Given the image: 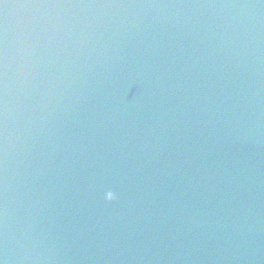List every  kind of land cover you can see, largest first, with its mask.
<instances>
[{"label": "water", "instance_id": "1", "mask_svg": "<svg viewBox=\"0 0 264 264\" xmlns=\"http://www.w3.org/2000/svg\"><path fill=\"white\" fill-rule=\"evenodd\" d=\"M121 263L264 264V0L0 3V264Z\"/></svg>", "mask_w": 264, "mask_h": 264}, {"label": "clouds", "instance_id": "2", "mask_svg": "<svg viewBox=\"0 0 264 264\" xmlns=\"http://www.w3.org/2000/svg\"><path fill=\"white\" fill-rule=\"evenodd\" d=\"M115 198H116L115 193L113 191H111V190L107 191L104 194V199L105 200L111 201V200H114Z\"/></svg>", "mask_w": 264, "mask_h": 264}, {"label": "snow or ice", "instance_id": "3", "mask_svg": "<svg viewBox=\"0 0 264 264\" xmlns=\"http://www.w3.org/2000/svg\"><path fill=\"white\" fill-rule=\"evenodd\" d=\"M0 3H2V0H0ZM107 191H109V190H107ZM107 191H105L104 194H105Z\"/></svg>", "mask_w": 264, "mask_h": 264}]
</instances>
